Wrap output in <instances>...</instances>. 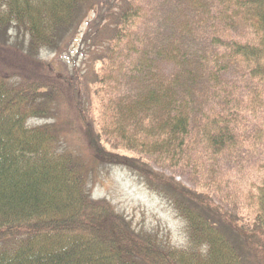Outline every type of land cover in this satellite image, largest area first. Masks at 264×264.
I'll use <instances>...</instances> for the list:
<instances>
[{
	"label": "trees",
	"instance_id": "obj_1",
	"mask_svg": "<svg viewBox=\"0 0 264 264\" xmlns=\"http://www.w3.org/2000/svg\"><path fill=\"white\" fill-rule=\"evenodd\" d=\"M112 1L0 0V45L11 41L38 66L26 70V81L0 76V264H246L245 253L253 255L250 243L221 208L145 160L174 170L188 158L189 166L196 142L205 155H224L236 144L238 125L223 115L197 123L181 80L159 72L165 62L181 65L177 46L138 50L131 68L142 90L122 97L108 92L111 83L130 78L121 75L118 55L142 18L137 0ZM214 7L225 35L234 26L248 31L246 41L216 38L224 63H245L250 78L264 87V0H214ZM92 11L99 24L83 38L85 49L77 56H87L86 67L78 71L87 87L85 98L90 101L95 94L103 102L102 134L85 123L82 109L75 122L60 124L64 95L81 103L79 79L68 68L77 65V58L66 66L73 81L41 58L45 51L59 57L71 52ZM221 64L212 74L215 80L225 70ZM34 119L46 123L29 126ZM76 130L82 144L71 148L68 134ZM102 135L121 139L123 148L139 155L125 168L184 222L183 247L137 231L109 203L92 198L88 186L99 166L124 165L112 162L120 157L105 154ZM257 189L255 231L264 236V177Z\"/></svg>",
	"mask_w": 264,
	"mask_h": 264
},
{
	"label": "rangeland",
	"instance_id": "obj_2",
	"mask_svg": "<svg viewBox=\"0 0 264 264\" xmlns=\"http://www.w3.org/2000/svg\"><path fill=\"white\" fill-rule=\"evenodd\" d=\"M135 4L139 5L142 18L135 33L130 35V45L121 46L118 55L121 58L120 63L118 62L121 75L125 74L130 78L124 77L122 81L120 79L119 85L116 82L111 83L107 91L122 97L136 92L138 88L142 90V86L138 87L140 77H137L131 68L137 61V57L134 58L137 55L134 53L138 50L146 52L147 49L154 53L155 50L165 49L166 46H177L181 65L165 62L159 66L161 75L181 80L186 88V99L195 111L198 124L215 115L228 116L238 125L239 133L235 146L224 155H205L200 149L201 143L196 142L195 147H198L189 166L188 160L186 161L188 158H184V162L174 170L169 166H156L145 157L146 163L158 173L175 177L189 190L204 193L210 202L221 208V214L227 217L228 222L237 231L242 230V236L248 240V244L250 243L249 248L253 255L248 253L246 256L245 253L246 264H264V236L255 231L257 188L264 177V87L250 78L245 63H224V49L215 41L219 37L223 42L230 38L229 35L246 41L248 31L234 26L231 27L230 34L225 35L221 30L219 11L214 7V0H137ZM95 14L93 11L89 13L79 35L70 45L71 52L68 53H71L73 59L68 53L59 57L46 51L41 54V58L61 68L63 76L67 74L66 77L69 78L67 81H73L74 78L69 75L66 66L77 58V65L70 64L68 68H71L69 71H74L75 77L79 79L81 103L76 105L72 96L65 94L64 99L59 102V110L62 112L60 124L75 122L78 110L82 109L85 123L92 124L94 130L101 133L100 122L102 115L104 119L106 113L102 108L103 102L96 98L95 94L89 97L90 101L85 98L87 87L82 81V73L78 70H84L86 67L84 63L87 56H77L85 49L83 38L86 34L90 36L89 27L99 24ZM25 57L27 56L21 52L20 47H11V41L9 46L0 45V76L15 82L22 79L26 81L30 75L26 70L32 71L33 67L36 69L38 66ZM221 62V65H225V70L220 78L215 80L212 74L216 73L219 67L217 64ZM99 69L100 64L96 65L95 70ZM45 123L46 120L34 119L29 122V126ZM194 133H197V129H193ZM68 136L70 138L67 144L71 148L82 144L79 131L69 132ZM121 142V139L116 140L113 136L102 135L100 144L105 154L120 157L121 160L112 162L124 165H115L113 168L99 166L98 174L91 176L92 182L90 181L88 186L92 198L109 203L117 214L131 222L137 231L147 232L152 238H159L171 246L183 247L186 244L184 222L177 217L170 205L152 194L125 168L126 162L138 159L139 155L123 148Z\"/></svg>",
	"mask_w": 264,
	"mask_h": 264
}]
</instances>
